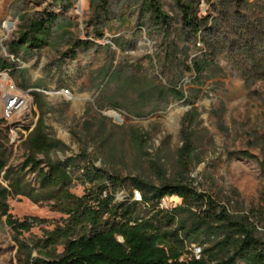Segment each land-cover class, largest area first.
Returning <instances> with one entry per match:
<instances>
[{
    "label": "rangeland",
    "instance_id": "374dc122",
    "mask_svg": "<svg viewBox=\"0 0 264 264\" xmlns=\"http://www.w3.org/2000/svg\"><path fill=\"white\" fill-rule=\"evenodd\" d=\"M189 1L203 26L196 39L183 28L177 0H160L169 16L164 29L154 25L145 0H0V31L7 23L12 25L0 42V58L15 64L14 75L0 71V143L11 151L10 163L23 162L24 141L40 116L31 93H41L46 132L65 146L50 156L67 163L74 176L72 192L83 196L97 183L118 176L125 182L115 200L124 202L135 194L134 179L155 184L174 179L180 169L176 151L182 144L183 118L196 111L198 159L190 162L187 177L236 219L250 220L256 237L264 241V0ZM36 12L58 15L51 40L41 50H23L16 57L9 45L17 37L22 16ZM76 40L90 43L69 57ZM193 59L207 63L202 76L187 70ZM110 63L122 78L175 85L185 97L153 98L150 93L142 100L130 89L117 93L103 77L102 69ZM61 89H69L72 99L62 97ZM10 93L26 95L23 111H6L5 96ZM113 103L121 105L115 108ZM112 111L121 120L112 117ZM133 131L144 136L142 151ZM243 152L253 158L242 157ZM154 162L165 165L163 176ZM29 177L35 181V174ZM9 203L19 219L47 221L25 233L29 240L43 239L44 229L53 230L63 217L47 203L26 197ZM181 204L175 195L163 199L161 207L171 210ZM149 214L150 208L144 206L141 215ZM178 217L187 219V213ZM216 232L211 238L204 233V243L194 242L189 250L195 253L223 238L221 229ZM17 249L5 217L0 218V264H18ZM236 264L248 263L239 259Z\"/></svg>",
    "mask_w": 264,
    "mask_h": 264
},
{
    "label": "trees",
    "instance_id": "16d2710c",
    "mask_svg": "<svg viewBox=\"0 0 264 264\" xmlns=\"http://www.w3.org/2000/svg\"><path fill=\"white\" fill-rule=\"evenodd\" d=\"M177 1L183 15V28L196 39L203 26L195 15L192 1ZM145 4L154 25L164 29L169 16L162 10L160 0H145ZM58 20L53 12L23 15L21 28L9 45V52L17 57L23 50H41L50 42ZM97 34L102 35L99 30ZM89 43L76 40L67 56L76 57L77 49ZM207 66L206 62L193 59L186 68L202 76ZM113 68L110 63L102 72L106 84H114L117 93L130 89L139 93L142 100L150 93L153 98L173 96L181 100L185 97L175 85L165 87L156 81L122 78ZM13 69L14 63L0 58V71L14 75ZM21 87L28 89L25 85ZM31 95L40 116L24 141L23 162L10 163L11 151L0 143V218L5 217L12 230L18 248V264H236L239 259L248 264H264V241L256 237L253 223L236 219L210 195L195 189L186 175L190 162L198 159L193 129L198 116L196 111L183 118L182 144L176 151L180 169L174 179L162 180L159 184L134 179L133 188L140 193L141 200L134 199L132 193L129 199L119 202L115 194L125 180L118 176L97 183L83 196L72 192L74 176L67 170V163L54 161L50 156L54 150H63L65 146L61 147V143L46 132L43 95L37 92ZM113 105L117 108L121 103ZM132 135L142 151L144 136L139 131H133ZM241 156L253 158L248 152ZM164 166L155 162L153 165L161 176ZM32 173L35 181L29 177ZM175 195L182 199L181 205L171 210L161 207L163 199ZM15 197H26L36 204L47 203L63 217L53 230L44 229L43 239L29 240L25 233L47 221L37 217H15L9 203ZM144 206L150 208L148 216L141 215ZM181 212L187 213V219L178 217ZM216 229H221L223 238L211 241L203 250L200 248L199 255L189 250V245L200 242L204 233H209V238L214 237ZM59 247L63 248L61 252Z\"/></svg>",
    "mask_w": 264,
    "mask_h": 264
},
{
    "label": "built area",
    "instance_id": "2783aa9c",
    "mask_svg": "<svg viewBox=\"0 0 264 264\" xmlns=\"http://www.w3.org/2000/svg\"><path fill=\"white\" fill-rule=\"evenodd\" d=\"M198 44L201 45V41H198ZM59 94L64 97L65 99L69 100L72 99V92L69 89H61ZM27 106V97L24 93H10L5 96V109L7 112L15 111L20 112L23 111ZM17 139L12 138V141L15 142ZM134 196L136 200L141 199V195L138 191H135ZM201 249L199 248L195 253L199 255ZM199 257V256H197Z\"/></svg>",
    "mask_w": 264,
    "mask_h": 264
},
{
    "label": "bare ground",
    "instance_id": "6f19581e",
    "mask_svg": "<svg viewBox=\"0 0 264 264\" xmlns=\"http://www.w3.org/2000/svg\"><path fill=\"white\" fill-rule=\"evenodd\" d=\"M12 29V25L7 23L5 25V30L4 31H0V42L2 41V39L4 38L5 32H9ZM110 115L112 117H114L117 120H121V115L119 113H117L116 111H112L110 113Z\"/></svg>",
    "mask_w": 264,
    "mask_h": 264
}]
</instances>
